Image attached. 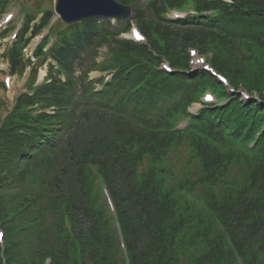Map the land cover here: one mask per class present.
I'll return each instance as SVG.
<instances>
[{"label":"trees","instance_id":"obj_1","mask_svg":"<svg viewBox=\"0 0 264 264\" xmlns=\"http://www.w3.org/2000/svg\"><path fill=\"white\" fill-rule=\"evenodd\" d=\"M117 1L130 19L56 21L33 56L54 11L28 13L0 54L12 75L29 70L11 106L0 98V264H264V0ZM134 23L146 42L123 37ZM192 47L260 100L193 71ZM206 89L228 102L188 112Z\"/></svg>","mask_w":264,"mask_h":264},{"label":"rangeland","instance_id":"obj_2","mask_svg":"<svg viewBox=\"0 0 264 264\" xmlns=\"http://www.w3.org/2000/svg\"><path fill=\"white\" fill-rule=\"evenodd\" d=\"M9 2V6L7 8V10L5 11V13H9V12H13L14 13V18H13V22H11L9 24V27L14 29L15 27L20 26V24L23 21V15L25 17H27V14L30 13L32 15L38 16L40 17V13L41 11L45 10V9H53L54 11V3L55 0H8ZM139 2L143 3L146 2L144 0H139ZM3 14L0 16V23H2L4 21V17L6 14ZM58 15L55 16V20H57ZM114 21V20H113ZM9 23V22H8ZM7 23V24H8ZM6 24H3L0 29H3L5 27ZM129 36V35H128ZM12 38H6V40H3V42L0 43V54L3 53V49L5 48V46H7L11 41ZM42 42H37L36 40L30 45L29 48H26V54L29 56H33L34 50L40 45ZM103 56H100L98 58V60H102ZM90 58L86 59L89 60ZM0 67L1 69L5 70V71H9V66H8V62H6L5 60L0 58ZM196 67H199V65L196 64ZM47 73V69L46 67L44 69H42L39 73V78H38V82H41L43 77L46 75ZM29 75V70L27 69L25 72V75L23 76H19V75H14L11 77L10 80V88H8V91H4L3 87H0V98L2 97V99H6L7 101L11 102V100L13 99L15 94H18L19 92H21L22 88H23V83L26 79V77ZM91 75L93 77L95 76H100V75H104V73H101L99 71H93L91 72ZM7 76V75H5ZM200 108L199 105H195L193 106L192 110L193 111H197ZM3 113L5 114V109H3ZM182 153L184 155V151L182 150Z\"/></svg>","mask_w":264,"mask_h":264},{"label":"water","instance_id":"obj_3","mask_svg":"<svg viewBox=\"0 0 264 264\" xmlns=\"http://www.w3.org/2000/svg\"><path fill=\"white\" fill-rule=\"evenodd\" d=\"M55 10L68 24L97 17L130 18L132 7L117 0H55Z\"/></svg>","mask_w":264,"mask_h":264}]
</instances>
